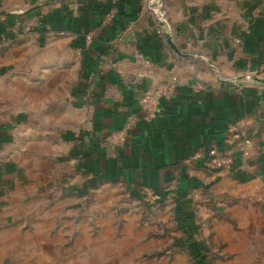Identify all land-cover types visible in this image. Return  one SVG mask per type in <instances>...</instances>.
<instances>
[{
  "label": "crops",
  "instance_id": "obj_1",
  "mask_svg": "<svg viewBox=\"0 0 264 264\" xmlns=\"http://www.w3.org/2000/svg\"><path fill=\"white\" fill-rule=\"evenodd\" d=\"M148 1L23 0V10L0 11V97L20 81L11 39L66 35L78 56L81 115L70 127L0 107V264H52L51 245L63 242L58 233L80 206L73 201L87 195L82 184L102 179L154 202L173 198L175 207L188 198L182 207L192 213L193 238L208 244L210 264H264V0H161L163 34ZM45 50L39 66L54 60ZM135 50L151 61L145 77L137 75ZM58 56L66 61L67 52ZM225 139L231 169L193 157ZM69 161L75 173L53 177L52 164ZM169 238H133L143 246L118 250L109 237L86 235L76 240L85 244L80 251L59 255L75 264L191 258L178 250L179 238L166 248Z\"/></svg>",
  "mask_w": 264,
  "mask_h": 264
},
{
  "label": "rangeland",
  "instance_id": "obj_2",
  "mask_svg": "<svg viewBox=\"0 0 264 264\" xmlns=\"http://www.w3.org/2000/svg\"><path fill=\"white\" fill-rule=\"evenodd\" d=\"M22 1L0 0V11L23 10L27 6ZM66 37V35L57 34L53 38L35 40L32 37L20 35L11 39L9 47L15 46L17 50L10 54V63L14 64V70L19 72L16 75L20 81L5 87L4 94L0 97L1 108L20 109L26 119L35 123L59 125L61 122H67L70 127L75 126L81 117L75 105L79 74L78 56L73 42ZM45 49L53 55L54 60L48 66H39L38 64L44 61ZM63 51L67 52V58L66 61L60 62L58 55ZM65 170L73 175L74 163L71 161L63 165L53 163L50 173L55 177ZM55 182L57 185V181ZM82 185L88 190L87 195L81 198L76 197L73 203L80 204L78 210L69 211L68 218L65 220L68 227L65 228L63 235L57 232L58 235L65 236V239L62 240L63 242L53 241L51 246L55 255L52 264H75L71 259H64L59 254L64 250L66 252L80 251L85 244L76 240L86 235L93 237L96 234L115 240L116 243L113 246L118 247V250L125 246H143L142 243L136 241L133 243L131 240L144 238L147 235L150 240L159 236L170 237L168 242L163 244L168 249H172L173 246L171 238H179L181 244L178 250L183 256L189 251V244L186 243L188 228L184 221L187 220L186 222L189 223V216L192 213L182 207H187L188 198L175 207L173 198L161 203L154 202L148 196L129 194L124 186L117 182L102 179L98 183L86 180V183ZM94 186H98L100 191H92L91 188H95ZM56 213L60 215L59 211ZM77 216L80 218L78 219ZM61 220L63 219L56 216L57 223ZM199 230L201 229L198 228L197 231ZM198 240L201 245L208 246L200 240V236ZM215 246L218 247L219 244ZM150 247L149 258L152 256V251L156 252L155 244ZM180 261L183 264H195L190 256H185Z\"/></svg>",
  "mask_w": 264,
  "mask_h": 264
},
{
  "label": "built area",
  "instance_id": "obj_3",
  "mask_svg": "<svg viewBox=\"0 0 264 264\" xmlns=\"http://www.w3.org/2000/svg\"><path fill=\"white\" fill-rule=\"evenodd\" d=\"M146 7L149 11H151L155 18V22L157 23L156 32L158 34H163L164 29L167 28L166 12L163 8V3L161 0H149ZM91 37L90 33L85 34L86 41L91 40ZM134 57L137 59L138 63L137 75L139 77L149 75L151 73V61L146 54L140 50H135ZM150 116H153V114H150ZM230 130L235 131V127L230 126ZM234 137L238 139L241 138L240 134H235ZM244 142L248 143L249 141L245 138ZM227 143L226 139L222 145L212 143L203 153L197 151L193 157L197 160L203 161L205 165H208L213 169H231L233 167L234 160L230 152L231 148Z\"/></svg>",
  "mask_w": 264,
  "mask_h": 264
},
{
  "label": "trees",
  "instance_id": "obj_4",
  "mask_svg": "<svg viewBox=\"0 0 264 264\" xmlns=\"http://www.w3.org/2000/svg\"><path fill=\"white\" fill-rule=\"evenodd\" d=\"M118 4L114 2L115 5ZM189 218V217H188ZM187 221V220H186ZM184 221V224L187 226L188 231H187V242L189 244L188 249L190 251L191 254V258L193 260V262L195 264H210V260L208 259V257L205 254V248L203 245H201V243H199L198 241H196L193 238V233H192V229L189 227V223Z\"/></svg>",
  "mask_w": 264,
  "mask_h": 264
}]
</instances>
